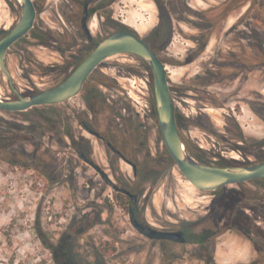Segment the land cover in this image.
<instances>
[{
    "label": "rangeland",
    "instance_id": "rangeland-1",
    "mask_svg": "<svg viewBox=\"0 0 264 264\" xmlns=\"http://www.w3.org/2000/svg\"><path fill=\"white\" fill-rule=\"evenodd\" d=\"M252 1L264 10V0ZM200 4V10L207 9L209 2ZM39 12L35 27L6 57L14 85L25 96L63 83L77 68L78 45L83 44L55 8L42 5ZM52 14L58 20H48ZM115 14L143 37L157 23L156 9L143 0H123ZM238 15L230 20L234 23ZM21 16L17 0H0V30H10ZM92 33L100 34L97 21H93ZM216 44L213 41L211 51ZM188 48L184 43L167 53L178 57ZM195 72L170 66L167 70L181 134L190 150L210 165L264 162V98L254 105L257 112L246 103L224 106L220 87L214 86L208 90L209 100L198 102L196 95L186 90L180 94L177 89ZM14 98L0 70V99ZM154 114L151 69L130 54L106 59L81 93L65 103L19 113L0 111V264H151L158 258L149 243L135 236L128 211L111 201L114 191L80 157L85 154L110 175L132 178V168L119 165L106 144L81 124L103 132L118 147H126L123 136L136 147L141 139L145 143L142 150L149 155L164 145ZM139 128L147 130L145 138ZM146 161L141 209L148 222L157 227H190L203 240L202 245L175 246L180 257L171 264H250L252 243L240 237L237 227L251 235L252 226H264V179L202 192L181 175L171 158ZM116 229L129 231L124 239L129 244H121L114 255L102 260L97 245L108 241L109 232ZM63 236L74 240L76 260L63 257L68 246L63 240L60 247ZM155 263L159 264L158 259Z\"/></svg>",
    "mask_w": 264,
    "mask_h": 264
},
{
    "label": "flooded vegetation",
    "instance_id": "flooded-vegetation-1",
    "mask_svg": "<svg viewBox=\"0 0 264 264\" xmlns=\"http://www.w3.org/2000/svg\"><path fill=\"white\" fill-rule=\"evenodd\" d=\"M32 1L36 8V20L40 18L39 7L42 5L48 6V10L55 8L60 20L66 21L68 29L69 26L71 27L69 31L74 34L76 39L83 42V44L78 45V66L84 62L101 41L110 35L117 32L135 33V30L123 25L122 23L124 22H120L116 17L115 9L123 3V0ZM143 1L146 2L147 6H154L157 12V23L155 26L147 32L145 37L140 35L143 41L164 63L167 70L170 66L187 71L193 69L196 71L194 74L188 75L186 77L187 80H183L178 84L177 89L180 94L183 93V90H186L187 94H194V97L196 95L198 102H204L206 99L209 100L210 92L208 90L214 86H219L224 97L222 103L224 106L230 102H236V104L246 103L257 112L254 105L264 98L262 96L264 93V10H258V7H256L252 0ZM206 1L209 2L208 8H201L202 10H200L198 8L201 6L200 3L205 4ZM210 2L213 4H210ZM245 4H249L246 9L244 7ZM247 9L249 10L247 11ZM50 12L52 13V11ZM53 14V18H48V20H58L56 15ZM233 14H239L234 23L230 20ZM42 20L45 19L42 18ZM100 20H103V22H100ZM93 21L98 22L99 35L94 36L92 33ZM0 34L2 38L6 32L0 30ZM213 41H216L217 44L211 51ZM178 42L180 44L186 43L189 46L186 49V54L175 57L167 53L173 46L179 48L180 44ZM101 65L95 71L99 70ZM260 89L262 90L260 91ZM175 100L173 98L177 125L180 132V118ZM215 105L217 106V104ZM90 129L99 134V137H94L106 144L119 165L120 163H125L132 168L133 177L123 179L119 173L116 177L113 173L112 175L108 174L107 170L94 161L108 174L113 182V184H107L101 174L94 169L106 187L114 191L111 201L118 203L119 199H124V205L118 204L128 211V223L134 230L137 239L142 240L143 244L145 242L149 243L153 250L159 254L158 258H155L151 264H156V259H158L159 264L177 263L180 256L175 246L202 245L203 243L189 241L191 237L197 236L199 238V235L192 229L189 231L187 230L188 227H157L155 224L148 222L145 212H142L141 200L145 188V180L142 179V169L147 159L155 157L161 159L169 157L172 159L165 144L163 148L157 149L155 147L156 152H149L148 155L146 150H142L145 143L140 141L141 139L136 147L129 139H126V136V138L123 136L126 147H118L103 132ZM139 132H141L142 138L147 136L145 128H139ZM159 136L163 140L160 130ZM182 139L186 144L187 142L183 136ZM239 140L242 145L245 144V139L239 138ZM108 144H112L119 150L131 164L126 162L119 154L113 152L108 147ZM233 147L241 149V147L236 145H233ZM127 148L131 149V153H129ZM201 148L203 147L201 146ZM194 149L199 151L196 147ZM191 154L199 160L197 155ZM84 157L81 158L83 160L88 158L85 154ZM110 164H114V159H111ZM111 176L115 177L114 180ZM97 191H100V188H97ZM98 195H100L99 192ZM138 226L142 228L150 227L162 232L180 233L185 241L152 240L144 236L137 228ZM237 230L242 239L249 240L252 243L250 264H264V226L262 227L259 224L252 226L253 233L251 235L242 227H237ZM128 232L117 229L109 232V240L107 241L109 244L107 245L110 251L107 256L110 254L114 255L121 244H129L128 242H124ZM100 246L101 244L97 245V250ZM129 252L128 250L126 254L128 255ZM64 256L67 259L66 254L63 252ZM105 257L100 258L103 260ZM127 258L125 259L126 263H130V260Z\"/></svg>",
    "mask_w": 264,
    "mask_h": 264
},
{
    "label": "water",
    "instance_id": "water-1",
    "mask_svg": "<svg viewBox=\"0 0 264 264\" xmlns=\"http://www.w3.org/2000/svg\"><path fill=\"white\" fill-rule=\"evenodd\" d=\"M20 1L22 7L20 21L10 30L5 31L6 34L0 39V70L7 77L15 95L11 100L0 99V111L19 113L32 108L65 103L81 93L88 79L106 59L120 54H130L144 60L150 66L153 75L155 110L163 141L180 173L188 182L199 191L214 192L224 187L264 179V162L252 166H216L201 162L190 153L178 129L167 68L137 31L117 32L101 41L60 85L29 96L22 95L14 85L6 57L8 50L34 28L36 8L32 0ZM82 128L90 135L99 137V134L85 123L82 124ZM108 147L131 164L112 144H108ZM80 157L85 158L83 153H80ZM85 162L99 172L107 184H113L108 174L92 159L86 158ZM137 228L152 240L185 241L180 233L162 232L150 227Z\"/></svg>",
    "mask_w": 264,
    "mask_h": 264
},
{
    "label": "trees",
    "instance_id": "trees-1",
    "mask_svg": "<svg viewBox=\"0 0 264 264\" xmlns=\"http://www.w3.org/2000/svg\"><path fill=\"white\" fill-rule=\"evenodd\" d=\"M54 106V105H53ZM47 107V106H46ZM48 107H50V106H48ZM155 116H157V114H156V110H155V114H154ZM158 118V117H157ZM181 132V131H180ZM186 145H187V147H188V149L190 150L191 148H190V146L188 145V143H186ZM190 152H192L191 150H190ZM194 155H195V153L194 152H192ZM174 162V161H173ZM175 163V162H174ZM233 166H241V165H239V164H235V165H233ZM118 203L120 204V205H124L125 204V202H124V199L123 198H121V199H119V201H118ZM187 230H189V231H191V228L189 227ZM66 236H63V238L59 241V245H60V247H62V241L64 240V241H66L67 242V244H68V246L65 248V250H64V253L66 254V256H67V258L69 259V260H71V261H73V259H75L76 260V258L75 257H77L76 256V254L73 252V248H74V246H75V244H74V240L72 239V238H70V237H68V238H66ZM68 239V240H67ZM190 240V242H194V243H203V240L201 239V238H198L197 236L196 237H191V238H189ZM107 244H109V242H107V241H105V242H102L101 243V246H100V248L98 249V252H99V254H100V256L101 257H105V256H107L108 254H109V251H110V248H109V246L107 245ZM116 249V248H115Z\"/></svg>",
    "mask_w": 264,
    "mask_h": 264
},
{
    "label": "bare ground",
    "instance_id": "bare-ground-1",
    "mask_svg": "<svg viewBox=\"0 0 264 264\" xmlns=\"http://www.w3.org/2000/svg\"><path fill=\"white\" fill-rule=\"evenodd\" d=\"M20 4H21V1L20 0H17ZM182 175V174H181Z\"/></svg>",
    "mask_w": 264,
    "mask_h": 264
}]
</instances>
